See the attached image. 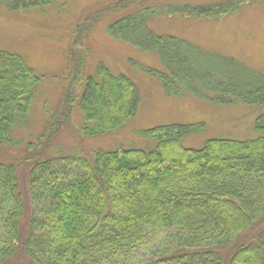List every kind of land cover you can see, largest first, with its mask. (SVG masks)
I'll list each match as a JSON object with an SVG mask.
<instances>
[{
  "label": "trees",
  "instance_id": "obj_1",
  "mask_svg": "<svg viewBox=\"0 0 264 264\" xmlns=\"http://www.w3.org/2000/svg\"><path fill=\"white\" fill-rule=\"evenodd\" d=\"M3 1L12 10H29L57 0ZM150 16L121 18L110 32L160 57L165 71L147 72L168 97L189 92L222 105L264 106L261 73L235 57L157 35ZM96 19L92 14L76 26L63 96L27 145L35 157L22 178L27 202L18 167L0 160V212L6 208L7 215L0 264H264V118L253 140L212 139L201 149L187 148L184 137L202 125L172 124L143 132L156 142L151 151H90L82 139L122 128L141 103L129 77L114 76L102 64L99 81L85 75L84 32ZM75 54L80 62L73 63ZM39 82L21 55L0 51V147L21 142L16 132L31 124ZM78 86L79 94L72 88ZM74 108L82 114L79 128ZM72 124L76 151H51ZM49 149L53 156L46 155Z\"/></svg>",
  "mask_w": 264,
  "mask_h": 264
},
{
  "label": "rangeland",
  "instance_id": "obj_2",
  "mask_svg": "<svg viewBox=\"0 0 264 264\" xmlns=\"http://www.w3.org/2000/svg\"><path fill=\"white\" fill-rule=\"evenodd\" d=\"M113 4L118 5L110 9ZM216 5L226 8L221 12H209ZM139 12L147 16L151 13L148 24L157 35H173L209 52L235 57L264 76V0H57L29 10H12L6 1L0 0V51L21 55L40 78L31 124L28 129L16 132L15 142H21L0 147V160L14 163L19 169L23 183L19 190L21 188L25 195V202L26 177L22 178L35 160L34 152H29L27 145L35 142L46 113L47 116L54 113L63 96L76 26L92 14H99V19L87 23L85 42L83 37L78 40V43L83 41L82 49L87 51L84 54L85 75H92L99 81L97 69L101 64L114 76L125 75L137 85L141 103L136 116L122 128L92 140L82 139L90 151L119 148L151 151L156 142L143 132L172 124L202 125L200 131L183 139V146L193 149L203 148L212 139L243 141L259 136L257 124L264 118V106H249L243 102L222 105L189 92L181 97L167 96L159 80L147 72L165 71L160 57L117 40L110 32L116 21L135 17ZM81 53L83 55L82 50ZM79 58V54H75L73 63L80 62ZM72 88L75 93H81L82 86ZM72 117L79 128L82 114L77 108ZM74 125L64 130L61 143H55L51 151L57 154L76 151L80 141L77 140L79 134L72 136ZM49 153L54 155L50 149L46 155ZM5 211L6 208L0 212V248L6 234ZM25 211L29 212L28 206Z\"/></svg>",
  "mask_w": 264,
  "mask_h": 264
}]
</instances>
